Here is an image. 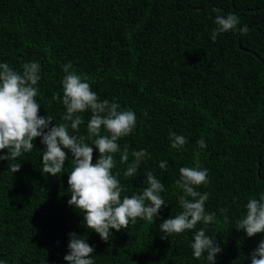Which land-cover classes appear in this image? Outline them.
Listing matches in <instances>:
<instances>
[{
	"label": "trees",
	"instance_id": "trees-1",
	"mask_svg": "<svg viewBox=\"0 0 264 264\" xmlns=\"http://www.w3.org/2000/svg\"><path fill=\"white\" fill-rule=\"evenodd\" d=\"M230 12L247 33L213 40L216 16ZM28 62L41 66L36 99L40 115L54 123L64 122L61 82L69 62L101 100L135 113L136 128L118 143L129 146L128 163L133 150L150 158L127 178L116 154L113 174L126 188L122 196L131 197L152 172L167 206L155 223L138 219L102 242L68 206L71 154L58 177L48 176L37 139L31 153L0 161V264H66L71 232L87 236L95 264H208L207 253L195 259L190 247L200 229L223 249L216 264H251L264 234L248 238L235 229L248 200L264 192V0H0V63L20 71ZM55 94L61 100H52ZM82 116L79 134L87 135L91 113ZM170 130L187 139L183 149L171 147ZM197 154L209 180L197 190L209 193L205 209L218 222L161 239L159 225L182 211L179 169L194 166ZM16 162L21 169L13 174L8 163Z\"/></svg>",
	"mask_w": 264,
	"mask_h": 264
},
{
	"label": "clouds",
	"instance_id": "clouds-1",
	"mask_svg": "<svg viewBox=\"0 0 264 264\" xmlns=\"http://www.w3.org/2000/svg\"><path fill=\"white\" fill-rule=\"evenodd\" d=\"M214 11L219 13L220 10ZM239 24L240 18L234 13L217 15L212 39L229 31L247 33L248 26L238 28ZM63 71L62 104L66 111L62 116L64 122L54 123L50 115H40L41 106L36 99L41 79L40 64L24 63L17 71L8 63H0V153H6L0 155V161L19 160L36 148L35 141L39 139L43 145L42 171L48 176L58 177L70 153L73 168L67 180L71 196L67 201L68 206L83 216L87 230L108 244L112 230L120 232L128 229L138 219L155 223L162 208L167 206L161 196L165 187L152 172H147L143 181L147 187L142 193L122 196L126 188L117 178L119 173L113 174L116 154L120 155L122 164H127L124 172L127 178L136 176L140 163L150 158L145 149L133 150L132 161L128 163L129 146L125 144L121 150L118 143L133 133L136 115L131 110H121L115 101L101 100L87 78L77 74L71 62L63 66ZM52 100L59 101L61 97L55 94ZM86 112L91 113L87 135H81L79 128L84 124L82 114ZM169 138L173 149H183L188 143L183 135L171 130ZM198 145L206 147L202 138ZM94 149L99 153L95 161ZM194 159V166L179 169L180 178L176 185L183 192L178 198L182 211L159 225V230L165 234L161 239L193 230L198 223L207 226L218 222L216 214L205 209L209 193L197 190L201 186H208V170L201 167L198 154ZM167 166L166 161L159 163L160 169L166 170ZM20 169V162L8 163L11 173L15 174ZM220 212L226 213L227 209H220ZM235 230L244 232L248 238L264 234V192L259 194V199L248 200L246 214L236 221ZM86 241V235L80 237L75 232L69 233L68 254L63 258L66 264H95L92 259L95 248ZM190 247L195 259L207 253L208 264H216V256L223 251L213 238L206 235L204 229L195 232ZM250 260L251 264H264V239L250 253Z\"/></svg>",
	"mask_w": 264,
	"mask_h": 264
},
{
	"label": "water",
	"instance_id": "water-1",
	"mask_svg": "<svg viewBox=\"0 0 264 264\" xmlns=\"http://www.w3.org/2000/svg\"><path fill=\"white\" fill-rule=\"evenodd\" d=\"M239 44H240V40H239ZM255 56H256L257 58H259L256 54H255ZM259 171H260V168H259ZM259 171H258V172H259Z\"/></svg>",
	"mask_w": 264,
	"mask_h": 264
}]
</instances>
